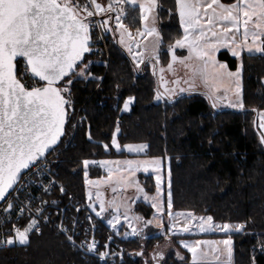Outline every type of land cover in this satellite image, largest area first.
I'll return each mask as SVG.
<instances>
[{
	"label": "trees",
	"instance_id": "obj_1",
	"mask_svg": "<svg viewBox=\"0 0 264 264\" xmlns=\"http://www.w3.org/2000/svg\"><path fill=\"white\" fill-rule=\"evenodd\" d=\"M158 3V30L163 41L159 62L165 65L168 49L182 37V30L175 0H158ZM125 22L132 29L140 27L137 8H128ZM217 58L230 70L236 69V60L227 52H219ZM241 65L244 105L241 110L213 108L209 96L199 91L156 101V78L149 63L136 71L125 51L113 42L109 47L108 67L93 66L90 70L92 76L102 81L75 80L71 88L74 111L82 109V124L75 132L72 146L64 149L69 131L63 133L58 143L62 152L54 169L56 179L66 189L65 199L70 197L87 205L84 160L132 156L111 145L112 134L119 128L117 142L121 147L147 144L149 147L141 156L166 161L165 188L167 196L170 170L172 209L212 216L216 223L244 224L242 232L231 235L232 264H253V261L264 264L261 247L264 245V143L257 126V118L264 110V56L243 54ZM128 97H133L130 109L121 112ZM68 118L66 125L72 121V117ZM87 173L90 178L103 176L101 169H87ZM137 178L146 193L155 191L152 176L141 173ZM134 211L145 220L153 214V209L142 202L135 203ZM98 223L123 249L122 261L109 263L82 257L46 226L39 234L31 235L26 245L1 249L0 264L188 263V255L179 260L174 252L155 263L150 252L154 243L162 242L164 237L156 236L158 231L153 228L148 230L149 238L141 242L138 237L125 238L122 230L114 233L100 219Z\"/></svg>",
	"mask_w": 264,
	"mask_h": 264
},
{
	"label": "snow or ice",
	"instance_id": "obj_2",
	"mask_svg": "<svg viewBox=\"0 0 264 264\" xmlns=\"http://www.w3.org/2000/svg\"><path fill=\"white\" fill-rule=\"evenodd\" d=\"M139 8V19L143 25L142 30H138L140 37H155L152 54L145 57L144 48L138 41L131 39V33L124 23L127 17L128 7ZM160 5L158 0H109L107 6H103L98 0H85L83 4L79 0H0V200H6L10 195L9 190L21 178L24 169H30L39 163L40 158L45 156L47 150L55 145L62 135L63 127L68 116L67 108L72 107L71 88L73 83L69 77L75 75L87 79L92 76L88 71V65L84 64V54L91 52L92 32L94 28L103 33L113 31L110 27V15L116 12L114 17L116 31L120 33V44L124 46L128 54L132 57L136 68H139L145 59L155 60L159 63V50L163 41L158 28L155 26L156 18L152 17L153 25L148 26L147 21L152 13L158 11ZM175 11L179 16L180 26L184 31V36L175 41L168 49L171 62L168 67L172 69L174 63L185 64L193 54L201 61L198 68L201 78L206 85L211 81L210 89L212 97V107H217L221 97L215 96L216 86L225 80L235 85L234 91L237 95L236 102H230V107L243 108V101L240 98L241 64L236 70H228L226 64L215 60L213 53L217 46H230L232 55L240 58L242 51L249 54H260L264 56V0H235V3L224 4L221 0H175ZM101 13L109 14L107 19L96 21L94 17ZM218 29V30H217ZM241 29L243 31H241ZM130 42H126L125 37ZM135 44V50L133 48ZM188 47L189 57L177 56L173 49L176 47ZM19 58V59H18ZM22 64V70L18 74V66ZM81 65H83L81 67ZM185 67H188L185 64ZM79 68V72H77ZM28 77L33 81L31 86H26L23 81ZM99 79V77H96ZM174 84L179 81H173ZM189 88H180L181 93L192 91ZM229 89H225L227 92ZM67 94V95H66ZM210 97V98H212ZM163 94L157 92L155 99L160 100ZM133 97H128L124 101V110L128 109ZM261 127L264 128V114L261 115ZM119 128H117V132ZM91 140V135L88 137ZM264 143V136L261 137ZM107 149L108 145H104ZM112 147L120 150L117 142V134H112ZM129 152L141 153L149 146L147 144H128L123 146ZM87 169L90 163L95 161L84 160L82 162ZM102 167L111 164L110 161L99 162ZM126 165L127 176H134L139 170L148 172L149 169L155 176V194L149 195L138 182L127 180L125 187H134L138 195L142 194L146 202H150L155 212L152 219L147 221L141 216H129L130 209L127 205H118L114 201L110 202L112 211L116 215L108 220V224L115 230L120 222L121 207H124L123 218L132 234L138 235L143 232V228L156 224L160 231L156 236H163L167 239L179 233L190 232L189 221L199 219V231H221L240 233L244 230V224L235 225L224 223L215 224L212 216L195 217L191 212L173 213V200L171 191V171L168 172V192H167V216L168 223L165 229L163 214L165 207L162 200V159L153 157L148 160H126L115 162ZM111 174L112 169H108ZM88 173L85 171V177ZM97 182L85 179V184ZM45 188V192L49 191ZM61 193L65 190L60 189ZM135 203V201H132ZM31 201H29V204ZM48 202L41 201V206L35 209L22 207L21 212L27 210L35 213L23 229L12 226L14 236L0 238V245H13L19 243L26 244L29 240V233L33 230L40 232L39 217H43L47 222L49 217L45 215L44 206ZM56 201H51V205H56ZM14 207L9 200L8 209ZM93 211L96 209L92 204L88 205ZM79 211V209H77ZM106 211L103 202L100 204V211L96 212L100 216ZM185 217L186 222L181 226L178 217ZM89 219H91L89 217ZM143 222V227L135 226L132 221ZM73 230L76 221H72ZM65 234L68 229L63 222L58 226ZM127 236L128 233H125ZM70 243L75 244L72 235H67ZM111 239V237H109ZM209 242L197 241L196 244H189L181 240L180 244L192 254L191 264H198L203 253L198 251V246ZM222 244L227 255L226 264H231L232 245L231 236L218 242ZM84 247V242H81ZM108 246L105 245V248ZM264 250V245L261 246ZM217 252L216 248L212 249ZM87 252L96 253L100 260H105L109 255L106 251H98L95 240L87 243ZM116 253H113L115 255ZM141 253H137L140 255ZM181 260L180 254L177 253ZM163 259V252L154 253L153 259ZM253 264L255 262L253 261Z\"/></svg>",
	"mask_w": 264,
	"mask_h": 264
},
{
	"label": "built area",
	"instance_id": "obj_3",
	"mask_svg": "<svg viewBox=\"0 0 264 264\" xmlns=\"http://www.w3.org/2000/svg\"><path fill=\"white\" fill-rule=\"evenodd\" d=\"M100 1V0H98ZM81 4L85 0H79ZM109 0H103V6H107ZM113 19L110 20L109 24L113 31L103 33L101 36V30L94 28L92 32V51L84 54V61L98 60L103 64L102 66L107 68L109 63V47L115 42L114 30H115V15L116 12L110 14ZM109 14L101 13L94 17V20L99 21L107 19ZM22 64L18 66L19 71L22 70ZM26 86H31L33 81L24 77L23 81ZM72 101V107L67 108V119L72 117L71 130L68 133V139L64 144V149L73 145V138L78 127L82 124V116L80 112L82 109L74 111V101ZM58 144L50 149L43 158L40 159L36 166L31 167L23 171L21 178L14 185L10 191V195L7 196L6 200L0 202V238H6L7 236H14L15 233L12 231V226L23 229L27 226L29 220L35 213H29L27 210L21 212L20 209L25 207H31L35 209L41 206V201L48 202L45 208V215L49 217L48 221L45 222L43 217H39L40 232L43 227H50L53 231L63 237L70 247L77 252L80 256L85 258H94L100 262L112 263L115 260L122 261L124 258L123 249L114 241V236L108 232L102 231L98 219L86 208L85 204H81L72 198L66 196V189L58 182L55 177L54 165L58 162L57 156L62 152V149H58ZM96 163H90L87 167L88 170L101 169L102 166L99 163L100 160H94ZM61 187L64 188V192L61 193ZM45 188L50 190L45 192ZM11 201L14 205L12 209L4 211L8 207V201ZM55 200L56 205H51V201ZM29 201L31 203L29 204ZM79 209V211H77ZM89 217L91 219H89ZM76 221L75 229L73 230L72 221ZM63 222L65 228L68 229V233L60 231L59 225ZM39 232V233H40ZM34 230L29 233V237L33 234H39ZM72 235L75 244L68 241L67 235ZM111 237V239H109ZM95 240L98 251H106L109 255L105 260H100L98 254L87 252V243ZM81 242H84V247H81ZM105 245L108 247L105 248ZM13 245H0V250L8 248ZM113 253H116L113 255Z\"/></svg>",
	"mask_w": 264,
	"mask_h": 264
},
{
	"label": "rangeland",
	"instance_id": "obj_4",
	"mask_svg": "<svg viewBox=\"0 0 264 264\" xmlns=\"http://www.w3.org/2000/svg\"><path fill=\"white\" fill-rule=\"evenodd\" d=\"M128 8H130V7H128ZM152 17L156 18V12L152 13L150 15L149 20L147 21L149 27H151L153 25ZM124 23L128 29V32L131 33V39L134 41H138L139 44L141 45V47L144 48L146 51H148V53L151 55L152 49L154 47L155 37H153V36L140 37L138 35V30H142V28H143V25L141 24V22H140L141 26L138 29L130 28L128 26V24L125 22V20H124ZM156 25H157V23L155 21V26ZM114 26L116 29V22H115ZM114 35H115V31H114ZM116 37H117L118 44L120 45V47L129 56L127 49L124 46H122L119 42L120 41V33L118 31H116ZM125 39H126V42H130L127 36L125 37ZM133 48L135 50V44H133ZM146 51H144V52H146ZM129 58H130L131 63L134 66V69L136 71H139L140 67L136 68V65L133 63L132 57L129 56ZM84 64L88 65V71H90L93 66H102L103 63L101 61L99 62L98 60H92V61H84ZM82 66L83 65H81V67ZM79 70L80 69L77 68L76 71L79 72ZM150 70L152 71L151 68H150ZM154 73H155L156 84H157V81H158L157 74L153 70V74ZM69 79H72L73 82L75 80H83L84 82H87L89 80H96V82L102 81V79H100V78L96 79L94 76H90L87 79H84L82 77H78V76L73 75V76L69 77ZM72 85H73V83L70 85V88H72ZM157 90H158V88H157ZM158 92H159V90H158ZM70 99H72L71 96H70ZM155 100L159 101L157 99H155ZM132 102H133V100H132ZM132 102L129 104L127 110H124V103H123L122 108H121V112H128ZM68 120H69V118H68ZM71 120H72V118H71ZM71 123H72V121L69 123V125H66L63 133L67 134L68 131L71 130ZM115 132H116V134L118 133L117 131H115ZM140 144H143V143H140ZM111 145H112V141H111ZM132 145H136V144H132ZM114 149L117 150L116 148H114ZM120 150H123L128 154H134V155H140V154L145 152V151L141 152V153L129 152L124 147H121V146H120ZM126 158L128 160H144L143 157H135L134 159H129L131 157H129V158L126 157ZM146 158H149V157H146ZM101 161H104V160H100V162ZM117 162H123V161L120 160ZM115 164H117V163H114L113 165H115ZM108 166L109 165L102 167V171H103V173H105V176H106L105 179L98 181V180H94L95 178H90L88 176L86 177V179H88L90 181L97 182L94 184H87L86 185V192H85L86 204H87L86 206L88 207L89 204H92L93 207L96 209V211H93L92 208H89L91 213H93L96 218L100 219L103 223H105L114 233H117L118 229H120V227H123L125 229V233H128L127 236L124 234L125 238H136V237H138L141 242H145L149 238L148 237V235H149L148 230L150 228V225H148L146 228H143V232H141L140 234L133 235L132 234V228L129 227L128 223H126L124 218H123V212L125 210L123 206L120 209V211H121L120 222L116 225L115 230L108 224V220H111L116 215V213L112 211V207H111L110 202L114 201L118 205H125L126 204L127 207L130 209V212H129L130 217L141 216L140 214H137L134 211V205L137 202H143V203L146 202L144 200L142 194L138 195L136 193V190L134 187H125V182L121 181V177H127V180H131V181H135V182L139 183L136 175L127 176L126 171L122 170V169H126V167H127L126 165H124L122 163L117 164V166L115 165L113 169L111 168L112 169L111 174L108 171V168H109ZM85 170L87 171V169H85ZM139 185H140V183H139ZM132 201H135V203H133ZM101 202L104 203L106 211L103 212L100 216H97L96 212L100 211ZM146 203H149V202H146ZM167 211L168 210L166 207V213H165V216H163L164 222L166 225L168 223ZM172 212L174 214L175 213H185V214L189 213L188 211H178V210H174V209H172ZM194 216L197 218L201 217L199 215H194ZM203 217H207V216H203ZM177 219H178V223L181 226L186 222L185 217H183V216L178 217ZM145 221H147V220H145ZM132 223L137 227H143V222H137V221L133 220ZM199 223H200L199 219L191 220V221H189L190 228H191L190 232L179 233V234L174 235V236H169L170 237L169 240L164 238V240L162 242H159V243L155 242L153 250L150 252V255H151V253L154 255V253H156V252H163L164 256H167V254H169L170 252H174L175 257L177 259L181 260L180 258H178L177 253H179L180 257H183V258L186 254V255H188V262H191L192 254L190 252H188V250L180 244V241L183 240V241L188 242L189 244H196L197 241H200V242L207 241V242H209L208 244L201 243L198 246V251L203 253L202 257L199 258L198 262H210V263L225 262L226 263L227 255H226L225 251L223 250V245L212 243V242H218V241H222L224 239H227L229 237V235L236 234V232L233 231V232L227 233V234L224 232H221V231H217V230L201 232V231H199V228H198ZM214 223L215 224H221V225L224 224V223H216V222H214ZM229 224L235 225L237 223H229ZM152 225L155 226L156 224H152ZM174 241L177 242V244H175ZM26 244L21 245L19 243H16L13 245L24 246ZM213 248H216L217 252H213L212 251ZM158 260L162 261L161 259L157 258L154 260L155 263L158 262ZM231 262H233V245H232Z\"/></svg>",
	"mask_w": 264,
	"mask_h": 264
},
{
	"label": "crops",
	"instance_id": "obj_5",
	"mask_svg": "<svg viewBox=\"0 0 264 264\" xmlns=\"http://www.w3.org/2000/svg\"><path fill=\"white\" fill-rule=\"evenodd\" d=\"M98 2L103 4V0H100ZM221 3L232 4V3H235V0H221ZM129 7H131V6H129ZM135 8H137L138 11H139L138 6H136ZM139 16H140V14H139ZM177 18H178V22H179V26H180V21H179L178 14H177ZM156 23H157L156 27L158 28L157 12H156ZM180 29L182 30V37H183L184 36V31L181 28V26H180ZM114 31H115L114 38H115L116 43L118 44V40H117V37H116V30H114ZM241 31H243V30L241 29ZM118 46L120 47L119 44H118ZM173 51L179 57H189V50H188L187 46H185L184 48L176 47V48L173 49ZM221 51L227 52L232 58H234L236 60V62H237V65L241 64V56L243 54H246V55H259V54H256V53L249 54L247 51H242L240 58H237V57L232 55L230 46H217L216 50L213 53V56H214V58H215V60L217 62L222 63V64H226V63L219 61L218 58H217L218 53L221 52ZM149 55L150 54L148 53V51L144 52V56L145 57H147ZM170 62H171V56L169 55V51H168V60L165 63V65H161L160 62L156 63L155 60L148 61L147 59H145L144 63H142L140 65V69L144 65L149 63L152 71L155 70V72L157 74L158 81H157L156 85H157V88H158L159 92L162 93L163 96H165L169 100L175 99L176 97H178V96H180V95H182L184 93L191 92V91H185V92L181 93L179 91L180 88H185V89L189 88V85L193 86V90L192 91L203 92V93H206L209 96V98L212 97V92H211V89H210V86H209V85H211V81H209V84L206 85L205 82L203 81V79L201 78L200 72L198 71V68L201 67V61L196 59L194 54L187 61H185V64H187L188 67H185V64L174 63L172 69L169 70L168 65H169ZM237 65H236V67H237ZM228 70H230V69L228 68ZM235 70L236 69L230 70V71L234 72ZM173 81H179V83L174 84ZM262 83L264 85V79L262 80ZM226 88L229 89L227 92L225 91ZM234 89H235V85L234 84L230 85L227 82V80H225L223 83L218 84L216 86L215 96L221 97V100H220V102L218 103V105L216 107L217 109H231V110H241V109H243V108H239V107H230L229 106L230 102H236L237 101V95H236V92L234 91ZM240 94H241L240 98L242 99V69H241V79H240ZM214 98L215 97L210 98L212 102H213ZM242 101H243V99H242ZM262 114H264V110L259 114V116L257 118V126H258V129L260 130L261 135L264 136V128L261 127V115ZM130 155H132V156H131V158L128 157L129 159H134L135 157H143V156H141V154L140 155L130 154ZM143 159L144 160H148V159H151V158L143 157ZM120 160L121 161H126L128 159L127 158H113V159H106L104 161L112 162L111 164H109L108 167L113 169L115 165L117 166V164H115V165H113V164L115 162H117V161H120ZM101 170H102V168H101ZM141 173L152 176L153 179H154V183L156 185L155 176L152 173L151 169H149L148 172H144L141 169V170L137 171L135 173V175L138 176V174H141ZM161 173H162V177H163L161 195H162V200H163V203H164L165 213H166V207H167V197H166V188H165L166 161H164L163 159H162ZM105 178H106L105 173H103L102 177L97 178V179L95 178L94 180L101 181V180H103ZM152 194H155V191ZM152 194H149V195H152ZM145 204L149 205L152 208L150 202L149 203L145 202ZM154 212H155V209H153V214H154ZM165 213L163 214V216H165ZM153 214L150 217V219H152ZM163 222H164V217H163ZM164 225H165V229H166L167 225L165 224V222H164ZM150 228H153V229L157 230L158 232L160 231V229H159V227L157 225H155V226L150 225ZM118 230H122L123 234H125V229L123 227H120V229H118ZM167 239L169 240L170 237H168ZM186 264H191V262H188ZM198 264H226V263L225 262H214V263L198 262ZM231 264H232V262H231Z\"/></svg>",
	"mask_w": 264,
	"mask_h": 264
},
{
	"label": "water",
	"instance_id": "obj_6",
	"mask_svg": "<svg viewBox=\"0 0 264 264\" xmlns=\"http://www.w3.org/2000/svg\"><path fill=\"white\" fill-rule=\"evenodd\" d=\"M18 59H19V58H18ZM154 72H155V70H154ZM154 76H155V73H154ZM163 98H164V99H167L165 96H163ZM211 105H212V101H211ZM66 122H67V118H66ZM66 122H65V125H66ZM65 125H64V127H63V131H64V128H65ZM62 135H63V132H62ZM62 135L59 137L57 143H56L55 145L52 146V148H54V147L59 143V140L61 139ZM52 148H51V149H52ZM49 150H50V149H49ZM49 150H47L46 153H47ZM46 153H45V154H46ZM42 158H43V157H42ZM40 159H41V158H40ZM25 170H27V169L22 170V172L25 171ZM14 185H15V184H14ZM14 185H13V187H14ZM11 190H12V189H10L9 192H10ZM2 201H3V200H0V202H2ZM144 264H146L145 261H144Z\"/></svg>",
	"mask_w": 264,
	"mask_h": 264
}]
</instances>
